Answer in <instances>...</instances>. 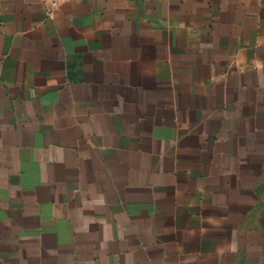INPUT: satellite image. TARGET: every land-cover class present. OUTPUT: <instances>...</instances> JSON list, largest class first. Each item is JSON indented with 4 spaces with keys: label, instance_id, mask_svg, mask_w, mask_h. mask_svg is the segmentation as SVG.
<instances>
[{
    "label": "crops",
    "instance_id": "1",
    "mask_svg": "<svg viewBox=\"0 0 264 264\" xmlns=\"http://www.w3.org/2000/svg\"><path fill=\"white\" fill-rule=\"evenodd\" d=\"M0 264H264V0H0Z\"/></svg>",
    "mask_w": 264,
    "mask_h": 264
},
{
    "label": "built area",
    "instance_id": "2",
    "mask_svg": "<svg viewBox=\"0 0 264 264\" xmlns=\"http://www.w3.org/2000/svg\"><path fill=\"white\" fill-rule=\"evenodd\" d=\"M50 14V12H48Z\"/></svg>",
    "mask_w": 264,
    "mask_h": 264
}]
</instances>
